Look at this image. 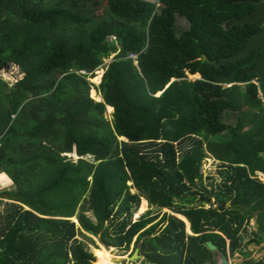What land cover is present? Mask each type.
<instances>
[{
	"label": "trees",
	"instance_id": "obj_1",
	"mask_svg": "<svg viewBox=\"0 0 264 264\" xmlns=\"http://www.w3.org/2000/svg\"><path fill=\"white\" fill-rule=\"evenodd\" d=\"M95 1L77 9L73 0H0V70L15 63L23 74L11 87L0 80V173L16 188L0 211V264H92L73 216L81 235L105 247L126 250L135 237L150 264H219L205 241L229 257L264 242V181L255 176L264 175V101L253 98L255 75L244 74L253 62L203 59L243 47L247 26L222 25L243 5L107 0L99 12ZM177 16L188 21L178 34ZM113 53L96 101L88 78ZM225 110L237 113L234 124ZM204 150L219 161L220 181L209 188ZM73 151L76 161L64 155ZM140 199L184 216L192 234L166 212L133 221ZM253 217L257 231L244 241Z\"/></svg>",
	"mask_w": 264,
	"mask_h": 264
},
{
	"label": "rangeland",
	"instance_id": "obj_2",
	"mask_svg": "<svg viewBox=\"0 0 264 264\" xmlns=\"http://www.w3.org/2000/svg\"><path fill=\"white\" fill-rule=\"evenodd\" d=\"M148 1L155 2L156 0H148ZM13 2H14V0H3V6L4 7H10ZM57 3H59V2L56 1L55 4H57ZM73 3H74V5H76L77 9H83L86 6L85 0H73ZM93 4L95 5V8L99 12H102L103 9H104V7L107 6V0H99L98 2L95 1V2H93ZM157 6H160V4H157ZM174 26H175V32L178 34V33H180L181 31L185 30L188 27V21L184 17H182V16H177L176 17V20H175V23H174ZM110 40L112 42L116 43L114 41L115 40V37L114 36H111L110 37ZM114 54L115 53H113L110 57L104 59L103 60V63L101 65H99L94 70L93 76L90 77V78H88L89 81L93 84L90 87L89 94L96 101L100 100L101 99V96L97 92V90L94 88V85H97L100 82V80L102 78V74H103L105 68L107 67L108 63L110 62V60L114 56ZM134 63L135 64L137 63L136 60H135ZM83 73H85V72L83 71ZM22 76H23V74L21 73L18 65L15 64V63H11L8 66V68L1 69L0 70V80L3 81L6 84L7 87L13 86V84L18 79H20ZM187 77L189 78V80H196V79H198V73H195V74H189V73H187ZM253 81L256 83V80H253ZM239 85L242 88L244 87V84H239ZM223 86L226 87L228 85L225 84ZM92 91L96 92V94L99 95L97 97L98 100H97V98H95V96H93L91 94ZM259 96H260V94H259ZM262 100L264 101V99H262ZM240 111H241V109L239 110V112ZM104 117L107 120H109V121H111V119H112V111H109L108 110V106H106V110H105V113H104ZM236 118H237V113L235 111L225 110L223 112V121L226 124H234ZM119 139L122 140L121 138H119ZM204 149H205V145H204ZM204 152L206 153V156L202 159L201 165H200V170H201V173H202V179H201V181H202V184L203 185H205L207 188H209V185H210L212 179H213V182H216V183H218L220 181V175L218 174L219 161L217 159H215L210 153H207L206 150H204ZM64 155H66V157H68L72 161H76L77 158H79L78 156L75 155L74 151L72 153H66ZM82 158L85 159V160L91 161V162H93V160H94L91 155H85ZM2 173H0V200H1V203H0V211L1 212L5 208L4 203L13 202V200L8 199V197H10V196H8V194L6 193V191H9V192H15L16 191L15 185L13 184L12 180L9 177H7L6 174L3 173L4 174L3 175ZM255 176L259 180L264 181V175H263V173L257 171L255 173ZM209 177H211V178H209ZM127 184L129 186H131L132 185V182L128 181ZM130 191L134 193V192H136V189L134 187H131L130 188ZM140 201H141V199H140ZM142 202H143V199L141 201V206H142ZM203 205L205 207H209L211 205L213 207H215V206H217V203L214 201V199H212L211 200V205L209 203H205V204L203 203ZM227 205L229 206V204H227ZM139 206H140V204H139ZM141 206L139 207V210L136 212V214H135V211L137 209L133 212V214H132V220L133 221H135L138 218V216H140L141 214L145 213L149 209L154 214H157V218H156L155 221H159L160 218H161V216H162V214L164 212H166V213H169V214L173 215L174 217H176L178 219L183 220L184 221V224H185V232L187 234H192V232L190 230V227H189V222L187 221V219L184 216H182L180 214H177V213H174V212H172L171 210H169L167 208L149 205L148 203H147L146 210L143 213L139 214L140 213V210L142 208ZM114 209H116V208H114ZM86 214H87V216H89L90 218L93 219L91 212H87ZM181 217H183V218H181ZM71 218H74V219H71ZM71 218L70 219L72 221H74L76 223V225H77L76 238L79 239V240H81V241H83L86 244L88 251H90L92 253L93 257H94V260H93L92 264H96L97 259H98L97 256H96V251H98V250L103 251L102 247L105 248V249H107V250H110L112 252L113 256H115V257L122 256L125 259L122 262H113L115 264H150V263H147V262L144 263L142 261L143 260V256H141L140 258L134 259L132 261H128L126 259L128 256H130L132 254V252L134 251V249L137 248V246L135 245V239H134L135 237L131 241L128 249H126V250L124 248L105 247L99 241V239H97L96 237H94L92 235H89V234L83 232V233H85V235L87 237L92 238L93 241H90L89 238H86L85 236L81 235L79 233V228H78L79 225H78V222L76 220V217L73 216ZM160 225H162L164 227L165 226V222L162 223L160 221ZM254 231L255 232L257 231V223H256L255 217H253L252 219L249 220L247 226L245 227L244 231L242 232L243 237H244V241H247L249 238H253L254 237V235H253V232ZM242 252H244L246 255H244ZM242 252H236L232 256L229 257V252L227 251L226 254L228 256V258H227L228 259V263L229 264H238L241 261L247 260V259L248 260L249 259H262L263 264H264V242H262L260 244H257V243H254V242L253 243H249L247 246H245L243 248V251ZM213 259L217 263L220 261V253H219V251H214L213 252ZM70 264H73V262L71 261Z\"/></svg>",
	"mask_w": 264,
	"mask_h": 264
},
{
	"label": "water",
	"instance_id": "obj_3",
	"mask_svg": "<svg viewBox=\"0 0 264 264\" xmlns=\"http://www.w3.org/2000/svg\"><path fill=\"white\" fill-rule=\"evenodd\" d=\"M234 1L245 2L247 0H234ZM248 1L256 2L259 0H248ZM258 18L264 19V6H262V5H258L256 7V9L253 11V13L250 15L247 14V15H244L243 17H240V18L233 17V18H230L229 20L225 21L224 22L225 28L228 29L229 26L233 23H235V24H246V23H251V22L256 23ZM260 37L261 36L259 34L250 36L242 49L235 52L234 54H231L228 56H222L219 58V60L211 59L206 55H203V59L207 63H209L215 67H220L222 64H224L226 62H236L238 60H241V59L247 57L248 54L252 50H258L259 46L262 45L261 46L262 47L261 56H260L259 61L257 62V64L253 68L246 70L245 73L257 75V78L259 79L260 86H261V93H260V96L258 94V95H255L253 98L259 97L261 99H264V40H262V41L259 40ZM261 38H263V37H261ZM198 78H200L199 74H198ZM172 80H174V79H172ZM160 93H161V91L158 92L157 95H159ZM100 100H102V98ZM100 100H98V101H100ZM205 245L209 251H218L217 247L210 240L205 241ZM138 251L139 250L137 248H135L134 251L132 252V254L130 256H128L126 259L128 261H132L134 259L140 258L141 255L138 253ZM219 253H220V261L218 263L219 264H229L228 259H227L228 258L227 255H225L222 252H219ZM114 260H116L117 262H122L125 259L122 256H118V257H115Z\"/></svg>",
	"mask_w": 264,
	"mask_h": 264
},
{
	"label": "flooded vegetation",
	"instance_id": "obj_4",
	"mask_svg": "<svg viewBox=\"0 0 264 264\" xmlns=\"http://www.w3.org/2000/svg\"><path fill=\"white\" fill-rule=\"evenodd\" d=\"M229 3H240V4H242L243 5V7H240L241 8V10H240V12H239V10H238V13H242V15L241 16H236V15H234V16H232V17H230V18H233V17H236V18H240V17H243L244 15H250V14H252L253 13V11L256 9V7L258 6V5H262V6H264V0H259V1H256V2H254V1H245V2H240V1H234V0H229ZM239 6V5H238ZM229 18V19H230ZM229 19H227V20H229ZM226 20V21H227ZM233 24H235V23H233ZM233 24H231L230 26H229V28L233 25ZM223 27H224V29H226L225 28V23L223 22ZM240 25H244V26H247V28H246V31H248V35L246 36V40H245V42H244V45H245V43H246V41L248 40V38L250 37V36H252V35H257V34H259L261 37H263V38H259V40H264V19H261V18H258V20H257V22L255 23V22H251V23H246V24H240ZM228 28V29H229ZM244 45H243V47H244ZM262 45H260L259 46V49L258 50H252L249 54H248V56L247 57H249V59L251 60V62H253L252 63V65L249 67V68H247L246 70H249V69H251V68H253L256 64H257V62L259 61V59H260V56H261V49H262V47H261ZM242 47V48H243ZM242 48H240V49H242ZM239 49V50H240ZM238 50V51H239ZM247 57H245V58H247ZM244 59V58H243ZM245 70V71H246ZM245 71H244V74H246L245 73ZM255 76L253 77V79L251 80V82H253L254 84H256V86H257V94L256 95H258V94H260L261 93V86H260V82H259V79L257 78V75L256 74H254ZM253 80H256V83L253 81ZM246 82H242V83H240V84H245ZM226 85H231V84H226Z\"/></svg>",
	"mask_w": 264,
	"mask_h": 264
},
{
	"label": "bare ground",
	"instance_id": "obj_5",
	"mask_svg": "<svg viewBox=\"0 0 264 264\" xmlns=\"http://www.w3.org/2000/svg\"><path fill=\"white\" fill-rule=\"evenodd\" d=\"M108 110L113 111L112 107H110V106H108ZM141 207L142 208H141L139 214L143 213L147 208V201L145 199H143ZM181 218H183V217H181ZM102 249H103V251H96V256L98 258L96 264H115L113 262H117V261L114 260L115 256H113L112 252L110 250L103 248V247H102Z\"/></svg>",
	"mask_w": 264,
	"mask_h": 264
},
{
	"label": "built area",
	"instance_id": "obj_6",
	"mask_svg": "<svg viewBox=\"0 0 264 264\" xmlns=\"http://www.w3.org/2000/svg\"><path fill=\"white\" fill-rule=\"evenodd\" d=\"M129 57H132L135 59L136 55L135 54H130ZM136 60V59H135Z\"/></svg>",
	"mask_w": 264,
	"mask_h": 264
},
{
	"label": "crops",
	"instance_id": "obj_7",
	"mask_svg": "<svg viewBox=\"0 0 264 264\" xmlns=\"http://www.w3.org/2000/svg\"><path fill=\"white\" fill-rule=\"evenodd\" d=\"M4 175V174H3ZM98 251H100V250H98Z\"/></svg>",
	"mask_w": 264,
	"mask_h": 264
},
{
	"label": "clouds",
	"instance_id": "obj_8",
	"mask_svg": "<svg viewBox=\"0 0 264 264\" xmlns=\"http://www.w3.org/2000/svg\"><path fill=\"white\" fill-rule=\"evenodd\" d=\"M228 257V256H227Z\"/></svg>",
	"mask_w": 264,
	"mask_h": 264
}]
</instances>
